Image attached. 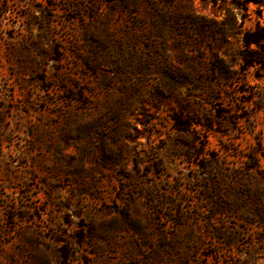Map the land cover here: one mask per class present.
<instances>
[{"label":"rangeland","instance_id":"rangeland-1","mask_svg":"<svg viewBox=\"0 0 264 264\" xmlns=\"http://www.w3.org/2000/svg\"><path fill=\"white\" fill-rule=\"evenodd\" d=\"M258 1L0 0V264H264Z\"/></svg>","mask_w":264,"mask_h":264},{"label":"trees","instance_id":"trees-1","mask_svg":"<svg viewBox=\"0 0 264 264\" xmlns=\"http://www.w3.org/2000/svg\"><path fill=\"white\" fill-rule=\"evenodd\" d=\"M246 3L253 2L255 4H258V0H244ZM242 42L244 46V53L242 54V60H243V67H251L257 64H263L262 60L264 59V56L258 51L259 48H261L262 44L264 43V29L263 28H257L253 31H245L242 35ZM252 45L256 47L255 49H252ZM247 53L250 54V56H247ZM174 121L178 128H181L184 123H182L179 116L174 117ZM185 126H189L190 122L187 121L185 123ZM185 127V128H187Z\"/></svg>","mask_w":264,"mask_h":264}]
</instances>
